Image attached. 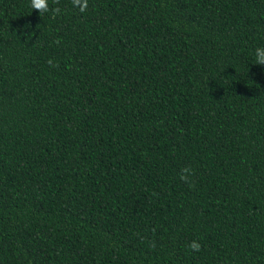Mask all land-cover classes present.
<instances>
[{"label": "trees", "instance_id": "1", "mask_svg": "<svg viewBox=\"0 0 264 264\" xmlns=\"http://www.w3.org/2000/svg\"><path fill=\"white\" fill-rule=\"evenodd\" d=\"M47 2L0 0V264H264V0Z\"/></svg>", "mask_w": 264, "mask_h": 264}, {"label": "clouds", "instance_id": "2", "mask_svg": "<svg viewBox=\"0 0 264 264\" xmlns=\"http://www.w3.org/2000/svg\"><path fill=\"white\" fill-rule=\"evenodd\" d=\"M71 3L73 7H77L81 13L85 12L88 7V2L87 0H71ZM31 7L32 9L38 11L39 14H43L45 12L49 11V5L47 0H31ZM53 13H58L60 11L59 8L52 9ZM255 56H256V65H264V48H257L255 50ZM49 65L52 64V61H48ZM182 172L184 173H189L190 169L185 168L182 169ZM182 180H187V177L182 175L181 176ZM189 248L192 251L198 252L200 250V245L193 241L189 244Z\"/></svg>", "mask_w": 264, "mask_h": 264}]
</instances>
